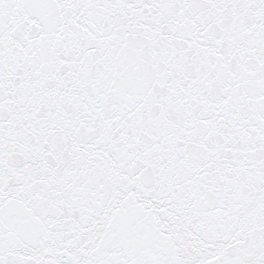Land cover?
<instances>
[{
    "label": "snow or ice",
    "instance_id": "snow-or-ice-1",
    "mask_svg": "<svg viewBox=\"0 0 264 264\" xmlns=\"http://www.w3.org/2000/svg\"><path fill=\"white\" fill-rule=\"evenodd\" d=\"M0 264H264V0H0Z\"/></svg>",
    "mask_w": 264,
    "mask_h": 264
}]
</instances>
